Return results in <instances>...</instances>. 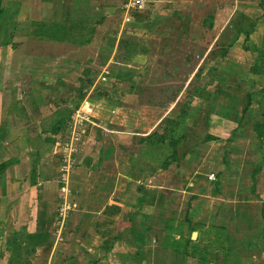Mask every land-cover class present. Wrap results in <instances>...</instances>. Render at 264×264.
Listing matches in <instances>:
<instances>
[{"label":"crops","instance_id":"1","mask_svg":"<svg viewBox=\"0 0 264 264\" xmlns=\"http://www.w3.org/2000/svg\"><path fill=\"white\" fill-rule=\"evenodd\" d=\"M178 1H167L172 9L169 13H177L181 7ZM30 2L8 0V7L23 10L25 17L12 26L13 36L7 46L23 45L22 49L0 46V166H3L0 171V264H140L139 256L128 260L127 243L116 241V237L131 231L132 225L135 231L140 229L139 222H156L150 214L161 213L174 205L176 197L180 200L178 205H193L198 197L205 204L213 200L214 209L209 211V218L217 216L225 220L230 213L234 217L228 219L249 221L255 216L247 211L249 207L257 208L261 216L264 95L252 90L251 105L245 112H242V90H234V95L227 90L215 95L204 92L195 95L192 103L190 100L182 105L180 98L186 93L187 83L180 95L166 105L162 118L145 131L123 130L125 126L114 128L92 120L88 131H83L86 154L78 156L68 182L67 188L73 195L60 196L61 186L50 176L51 171L62 175L58 172L59 166H53L50 160L51 165L48 164L44 156L53 155L63 132L62 125L68 127L70 122L71 111L62 95L69 91L76 95L84 89L85 100L92 97L94 82L88 81V87L84 88L82 78L84 70L88 71L96 58L93 54L79 58L72 51L50 54L49 45L73 42L59 37L50 39L41 32L36 35L37 23L27 15ZM61 2L36 0L33 7H47L52 14L51 22L56 23L59 19H54ZM153 2L148 1V6ZM117 4L118 0H64L62 7L70 21L74 13L101 9L110 12ZM151 12L160 14L161 10ZM41 20L43 32L51 23L45 17ZM256 42L250 40L252 46ZM113 51L105 60L125 65L132 71L139 70L136 63L140 65L150 57L138 56V61L137 56L128 58L125 52L119 56L117 49ZM116 54L119 60H115ZM235 73L242 80L250 75L243 70ZM236 78L225 76L229 83L237 81ZM128 97L130 94L121 99L127 101ZM66 111L69 112L66 114ZM165 118L169 120L164 131H156ZM194 130L202 133L199 145L197 136L192 135ZM234 130L235 136L226 148L225 141ZM98 131L102 141L108 138L107 146H102ZM170 139L174 144H170ZM259 142L262 151L258 148ZM231 147L245 158L231 154L230 160L226 158V154L235 151ZM257 154L261 159L254 162ZM205 169L210 173L215 171L217 182L210 184L213 193L207 190L202 196L201 191L194 190L193 183L202 179ZM228 183L234 189L229 196L224 188ZM63 203L70 209L60 218L58 211ZM157 218L158 222L163 221L161 216ZM261 222L260 235L264 226ZM236 238L233 237L235 241ZM251 243L245 241L244 250H250Z\"/></svg>","mask_w":264,"mask_h":264},{"label":"rangeland","instance_id":"2","mask_svg":"<svg viewBox=\"0 0 264 264\" xmlns=\"http://www.w3.org/2000/svg\"><path fill=\"white\" fill-rule=\"evenodd\" d=\"M35 1L31 0L27 15H29L30 20L37 23L36 35L43 34L37 33L40 32V23H43L41 19L45 17L51 26H60L61 31L58 32L60 39H65L70 43L73 40L71 45H49L50 54L61 55L72 51L74 52L73 56L79 58L90 54L96 58L93 61V66L89 69L90 71L84 70L82 78L84 88L88 87V81L90 84L94 82V86L91 88V90L94 89L92 97L85 100L84 89L76 92V95L70 91L66 95H62V100L66 105H69L67 108L71 113L69 125L68 123V127L62 125L63 132L59 135L58 140L65 141L69 137V131L73 127L72 121L76 118L77 111L80 116L84 117V121L77 127V130H80V140L75 155V163L72 166L69 165V183L70 175L76 168L78 156L86 154L84 147L87 141L83 136V131H88V125L92 126V120L103 124L108 123L114 128L121 125L122 128L125 126L123 130L145 131L162 118L166 105L180 95V92L185 89L186 83L188 86L185 90L186 93L180 98L182 105L190 100L192 103L195 95L204 92L215 95L221 90H227L233 92L234 95L236 93L234 91L235 85L229 83L231 89H226L225 84L228 81L225 80V76L238 77L235 73L238 70L246 72L253 70L249 72V77L246 75L243 78L244 85H239L244 92L249 90L247 84L251 80L264 86V73H261V68L264 71V10L262 9L264 6H259V0H179L177 4L180 3L181 7H178V11L173 10L177 12L176 14L169 13V10H172L170 3L167 2L169 0H162L166 2L154 0L151 6H148V1L151 0H144L145 6L141 10L132 11L134 14L133 22L129 24L123 21L125 17V10L122 8L124 0H118V4L113 6L110 12H102L103 9H101L98 12L88 10L74 13L70 21H68V12L63 11L64 0L62 2L58 0V3L61 2V4L57 16L55 15L54 20L59 19V22L56 23L51 22L52 14L47 7L39 9L37 5V9H34ZM0 4L3 8L0 36L1 42H3L12 39L13 36V32L5 28L6 22L8 26L12 27L15 22H22L25 16L23 10L14 7L9 8L8 0H0ZM149 7L151 8L148 9ZM152 9L153 11L161 10V13H152ZM158 16H160L159 19L155 18ZM145 21H148L150 25L153 22L156 24L147 26ZM240 28L249 34H237L236 30ZM6 32H8L7 36ZM120 33L121 35H119ZM246 35H248V39H245ZM235 38L236 42L233 41ZM250 40L257 42L252 46ZM260 41L261 43H259ZM232 42L233 45L230 46ZM7 45L9 44H1L0 46ZM7 47L17 50L22 49L23 45L15 46L13 44ZM114 49H117L118 53L120 52L119 56H121V52H125L128 58H136L137 56L138 61V56L150 57L148 60L142 61L140 65L136 63L135 66L139 70L132 71L125 65L113 64L109 62L110 60H105L107 55L114 54ZM117 55L116 59L115 56L113 59L119 60ZM121 59L124 60L123 56ZM104 75L105 80H103ZM115 75H120L121 79L115 81ZM251 75L252 77H250ZM240 80L242 79L240 78ZM110 88L113 89V92L108 93L107 90ZM101 92L105 95L112 94V96L109 95L110 97L108 96L109 99H107L103 95H99ZM120 94L123 96L130 94V97L125 101L120 98ZM244 96L245 93H243L242 98ZM116 108L120 109L115 112L114 109ZM127 111L128 114H124ZM173 111L175 114L178 112L176 109ZM68 112L66 111V114ZM167 118L161 122L156 131H164L169 120ZM99 132V141L103 142L102 146H107L108 138L105 137L102 141ZM200 134L202 135V133ZM200 134L199 132L196 133L195 130L192 134L197 136L198 145ZM102 136L106 135L102 134ZM232 137H228V141H225L226 148H228L227 144ZM234 149L231 147V150ZM239 153L235 149V151L226 154V158H229L230 154L240 155ZM240 156L242 159L245 158ZM44 157L48 164L59 166L58 172L60 174V166L65 165V163L54 153V150L53 155L48 153ZM260 159V154H257L254 162H258ZM209 173V170L205 169V173L200 176L202 179L193 183L194 190H198V193L201 191L200 194L207 190L213 193L210 184L214 183H210L211 181L208 180V176L211 174ZM55 174L56 172L52 174L51 171L52 181L58 186H63L62 175L59 176L57 173L56 176ZM212 174L215 175V171ZM244 183L247 182L244 180ZM230 185L231 183H228L224 187L227 189L225 194L234 192ZM70 194L73 195V191L68 190V197ZM60 196H63L62 193ZM201 199L202 197H198L193 205H178L180 200L176 197L174 205L167 207L161 213L150 214L156 222H139L140 229L138 228L136 231L132 225L131 231H134L132 234L129 231V236L134 239V243L136 240L137 248L123 243L128 248L126 255L128 260L136 258L135 256H138L139 251L142 253L141 264H264V243L262 235H260L262 219L258 209L255 207L247 209L248 212L255 215L253 218H249V221L228 219L234 217L230 213L225 220L219 219L217 216L209 218L211 216L209 211L214 209L213 200L209 199L210 203L205 204L201 202ZM190 200H192L191 197ZM227 200L232 199L227 198ZM157 216H161L163 221L158 222ZM186 217L189 218V223L185 222ZM169 220H172L173 231L171 232L164 229V225ZM220 226L230 233L231 238H226L223 233L218 232ZM191 228L198 229L196 239L198 248L203 249L205 262H199L197 258L186 256L181 253V250L175 251L174 249L177 248L174 242L179 240L178 235H182L183 243L185 239L189 238ZM217 232L220 237L218 243L215 244ZM233 237H237V240L235 241ZM247 240L252 241L250 250H244L246 247L244 244ZM125 242L127 241L125 240Z\"/></svg>","mask_w":264,"mask_h":264},{"label":"trees","instance_id":"3","mask_svg":"<svg viewBox=\"0 0 264 264\" xmlns=\"http://www.w3.org/2000/svg\"><path fill=\"white\" fill-rule=\"evenodd\" d=\"M258 3H259V6H264V0H259ZM2 9L3 8H1V4H0V36H1V33H2L1 32V24L3 23L2 18H1V14L3 13L2 12ZM262 9L264 10V8H262ZM133 15L134 14L132 13V19L128 22V24L132 22ZM146 20H148V19H146ZM145 22H146V25L147 26H154L156 24V22L155 23L153 22V24L150 25V24H148V21H145ZM59 27L60 26H58V25H52V26L49 25L47 27V29H45L43 32L40 29V32L43 33V36H45L47 38H50V39L51 38H57L58 36L56 34L61 31V29ZM5 28L8 29L11 32L14 30V27L8 26L7 22H6V27ZM45 31H48V32H45ZM236 31H237V34H241V33L249 34V32H246L245 30H243L241 28L238 29V30H236ZM7 34H8V32H6V36H7ZM58 35H60V34H58ZM245 39H248V35H246ZM235 40H236V38L233 41H235ZM71 42H73V40ZM1 44H3V45L4 44H8V41L7 40H4L3 42L0 41V45ZM231 45H233V42L230 44V46ZM250 71H253V70H249L248 72H250ZM257 72H259V71H257ZM261 73H263L262 68H261ZM117 79H121L120 75H115V81H117ZM236 79H237V81L233 82L234 85H235L234 89H235V91L239 92V91L242 90V88H240L239 85H244V82H242L243 80H240V78H238V77ZM250 84L251 85L249 86V90H247L246 92H244L242 90V93H245L244 98H242V112H245L248 109V107H250V105H251L250 96L252 94V90H255L256 93H260V94H263L264 95V86H261L257 82H253V83H250ZM226 87H227L226 89H228V90L231 89V87L229 86V82L227 83ZM111 90H113V89L110 88V90H107L108 93L109 92L111 93ZM107 91H104V92H107ZM99 95L100 96L103 95V97H106V98L109 95L112 96V94L105 95L103 92L99 93ZM121 97L123 98V94H120V98ZM107 99H109V98H107ZM257 127H258V125L254 126V129L257 128ZM235 133H236L235 130L232 131V136H235ZM259 137H261V136H259ZM210 139H212V138H210ZM259 143L260 144L258 145V148H259L260 151H262L263 150L262 149V143L261 142H259ZM170 144H174V141L171 140V139H170ZM2 168H3V166H0V171L2 170ZM216 182H217V179H216L215 182H211V183H216ZM261 217H262L263 224H264V205H263V208H262ZM171 221L172 220L167 221L166 224L164 225V229L166 231H169V232L173 231L172 226H171ZM185 222L186 223H189V218L188 217L185 218ZM190 230H191V233L189 235V238L188 239H185L183 243H182V241H183L182 235L181 234L178 235V239L179 240L177 242H174V245L177 248H174V249H175V251L181 250L182 251L181 253L184 254V255H186V256H191L193 258H197V261H199V262H201V261H204L205 262L206 261V258H205L204 254H203V249H199L198 248V241H197V239H196V241L191 240V234L193 232H198V229L197 228H191ZM209 232H211V231H209ZM218 232L219 233H223L224 236H226V238H228L229 235H230V233H228L225 230V228L222 227V226H220V229H219ZM218 232L215 234V244L218 243V241H219L220 234ZM130 233L132 234L133 232H130ZM120 240H122V241H125L126 240L128 242V243L126 242L128 246H132L133 248H137L136 240H135V243H134V239L133 238H130V236H129V231L126 234H120V235H118L116 237V241H120ZM262 240H263V243H264V226L262 227ZM189 247H191V248H189ZM138 249H140V248H138ZM228 252H229V250H228ZM137 254L141 258L142 253L138 251ZM140 264H141V262H140ZM201 264H203V263H201Z\"/></svg>","mask_w":264,"mask_h":264},{"label":"built area","instance_id":"4","mask_svg":"<svg viewBox=\"0 0 264 264\" xmlns=\"http://www.w3.org/2000/svg\"><path fill=\"white\" fill-rule=\"evenodd\" d=\"M122 8L125 10V17L123 18L124 23H128L132 19V13L137 11L138 9L141 10L143 6H145L144 0H124L122 4ZM133 11V12H132ZM106 75V74H105ZM105 75L103 80H105ZM84 121V117L80 116L78 111L76 112V118L72 121V128L69 131V137L65 141L57 140L54 146V153L59 156L65 165L60 166V171L62 174V184L60 188V193L66 196L68 193V182H69V165H73L75 163V155L78 151L77 146L80 140L79 138V131L77 127L81 125ZM208 180L211 182L216 181V176L214 174H210L208 176ZM70 209V206L67 203H63L59 208L58 216L62 218L65 216L67 211Z\"/></svg>","mask_w":264,"mask_h":264},{"label":"water","instance_id":"5","mask_svg":"<svg viewBox=\"0 0 264 264\" xmlns=\"http://www.w3.org/2000/svg\"><path fill=\"white\" fill-rule=\"evenodd\" d=\"M196 237H197V233H196V232H193V233L191 234V240H195Z\"/></svg>","mask_w":264,"mask_h":264}]
</instances>
